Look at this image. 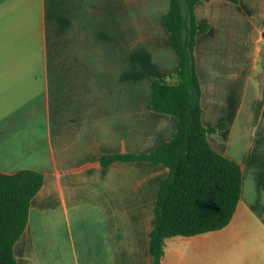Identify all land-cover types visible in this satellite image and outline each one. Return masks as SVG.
Masks as SVG:
<instances>
[{
	"label": "crops",
	"instance_id": "crops-1",
	"mask_svg": "<svg viewBox=\"0 0 264 264\" xmlns=\"http://www.w3.org/2000/svg\"><path fill=\"white\" fill-rule=\"evenodd\" d=\"M169 0H0V171L43 184L14 245L17 264H152L149 233L168 169L144 160L176 117L149 105L178 69ZM194 46L202 121L242 169L223 227L165 239L161 264H264V0H198Z\"/></svg>",
	"mask_w": 264,
	"mask_h": 264
},
{
	"label": "trees",
	"instance_id": "trees-1",
	"mask_svg": "<svg viewBox=\"0 0 264 264\" xmlns=\"http://www.w3.org/2000/svg\"><path fill=\"white\" fill-rule=\"evenodd\" d=\"M197 1L169 0L163 25L170 33L179 65L175 72L153 77L150 82L151 109L176 117L173 136L146 153L105 154L100 159L103 166L116 160H144L168 169L158 187L154 224L149 233L152 264H161L166 238L225 226L241 196V166L215 150L208 138L226 123L205 125L202 121L194 46L197 32H205L209 25L196 21ZM43 179L41 172L29 168L12 173L0 171V264H17L14 245L25 230L31 199Z\"/></svg>",
	"mask_w": 264,
	"mask_h": 264
}]
</instances>
